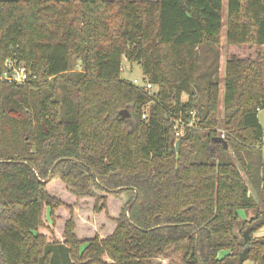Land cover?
Instances as JSON below:
<instances>
[{"label":"trees","instance_id":"obj_1","mask_svg":"<svg viewBox=\"0 0 264 264\" xmlns=\"http://www.w3.org/2000/svg\"><path fill=\"white\" fill-rule=\"evenodd\" d=\"M222 15L0 0V77L7 59L35 76L0 78V264H239L247 230L245 260L264 264V0H226V44L254 55L220 80Z\"/></svg>","mask_w":264,"mask_h":264},{"label":"rangeland","instance_id":"obj_2","mask_svg":"<svg viewBox=\"0 0 264 264\" xmlns=\"http://www.w3.org/2000/svg\"><path fill=\"white\" fill-rule=\"evenodd\" d=\"M225 18H226V0H223V15H222V19H223V26L221 29V38H220V46H219V66H220V80L223 79V73H224V64L226 62V60L230 57H236L239 59H243V58H247L248 56H253L254 55V50L250 49L248 47H233V46H229L226 44V40H225ZM263 55H264V49H263ZM264 62V61H263ZM124 64V69L121 71V77L125 80H137L139 84L142 83V73H141V69L137 64H133V65H128L127 63H123ZM220 95L222 98V83H221V89H220ZM258 121L259 124L262 128V132H263V141H264V109L260 110L258 112ZM250 211V210H249ZM247 211L240 213V215L242 216V219H248L246 218L247 216L250 217L251 213ZM247 214V215H246ZM253 215V214H252ZM257 235V236H256ZM255 237H264V226L262 228H260L257 232H255L254 234ZM172 261H176L177 257L175 255H173L172 257ZM168 259L167 260H163L162 262L168 263ZM242 264H253L251 261L249 260H245L243 261Z\"/></svg>","mask_w":264,"mask_h":264},{"label":"built area","instance_id":"obj_3","mask_svg":"<svg viewBox=\"0 0 264 264\" xmlns=\"http://www.w3.org/2000/svg\"><path fill=\"white\" fill-rule=\"evenodd\" d=\"M4 66H5V70L2 76L0 77L2 80H6L10 83L23 84L25 82H28L31 79H35V76H31L22 65L17 64L14 60L7 59L4 63ZM123 69L124 67L121 68V70ZM130 82L133 86L139 88L143 92H146L150 95L153 93L154 87L145 80H142L141 84H139L138 81L135 79ZM188 126H190V124H188ZM180 134H181L180 132H177L175 136L178 137ZM219 137L224 140L223 133H221Z\"/></svg>","mask_w":264,"mask_h":264},{"label":"water","instance_id":"obj_4","mask_svg":"<svg viewBox=\"0 0 264 264\" xmlns=\"http://www.w3.org/2000/svg\"><path fill=\"white\" fill-rule=\"evenodd\" d=\"M214 141L216 143H220L223 145V148L227 149V143L221 139L220 137H217L214 139ZM178 145V143H175V147ZM52 173V171H50V174ZM248 237H249V231L247 230L244 234V245H245V249L244 251L242 252V254L240 255L239 257V260H238V263L241 264L245 259H246V256H247V253H248V250H249V245H248Z\"/></svg>","mask_w":264,"mask_h":264},{"label":"crops","instance_id":"obj_5","mask_svg":"<svg viewBox=\"0 0 264 264\" xmlns=\"http://www.w3.org/2000/svg\"><path fill=\"white\" fill-rule=\"evenodd\" d=\"M249 212L251 213V216H252V212H251V211H249ZM246 215H247V214H246ZM251 216H250V217H251ZM250 217H248V216H247L246 218H248V219H249ZM256 236H257V235H256ZM262 237H263V236H262Z\"/></svg>","mask_w":264,"mask_h":264}]
</instances>
